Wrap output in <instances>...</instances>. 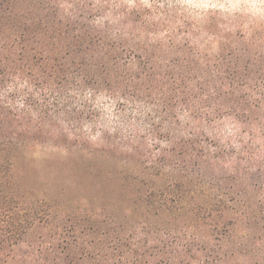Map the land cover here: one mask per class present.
I'll list each match as a JSON object with an SVG mask.
<instances>
[{
  "label": "trees",
  "instance_id": "trees-1",
  "mask_svg": "<svg viewBox=\"0 0 264 264\" xmlns=\"http://www.w3.org/2000/svg\"><path fill=\"white\" fill-rule=\"evenodd\" d=\"M121 3L0 0V264L87 260L45 237L53 198L37 212L8 193L20 157L60 148L86 171L180 178L162 205L188 204L195 181L217 192L209 214L233 198L208 178L264 157V30L213 16L193 31Z\"/></svg>",
  "mask_w": 264,
  "mask_h": 264
},
{
  "label": "rangeland",
  "instance_id": "rangeland-1",
  "mask_svg": "<svg viewBox=\"0 0 264 264\" xmlns=\"http://www.w3.org/2000/svg\"><path fill=\"white\" fill-rule=\"evenodd\" d=\"M60 150L50 147L18 158L6 189L37 212L40 195L54 199L49 207L54 219L45 237L67 238L66 253L72 258L73 250L80 249L87 260L72 264H264V157L234 163L248 168V178L218 172L208 178L219 193L233 198L224 209L216 203L209 214L217 192L208 187L197 192L195 181L183 195L188 204L162 205L175 195L180 178L131 179L129 172L109 175L94 165L86 171L85 165L61 158L65 152Z\"/></svg>",
  "mask_w": 264,
  "mask_h": 264
},
{
  "label": "clouds",
  "instance_id": "clouds-1",
  "mask_svg": "<svg viewBox=\"0 0 264 264\" xmlns=\"http://www.w3.org/2000/svg\"><path fill=\"white\" fill-rule=\"evenodd\" d=\"M116 7L150 9L155 19L172 22L173 27L189 22L193 31L213 16L229 23L239 19L249 34L251 29L264 26V0H122Z\"/></svg>",
  "mask_w": 264,
  "mask_h": 264
}]
</instances>
